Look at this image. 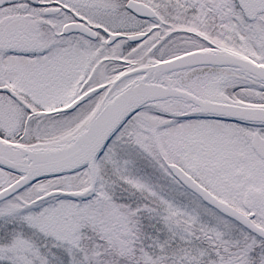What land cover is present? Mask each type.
<instances>
[{
    "label": "snow or ice",
    "instance_id": "obj_1",
    "mask_svg": "<svg viewBox=\"0 0 264 264\" xmlns=\"http://www.w3.org/2000/svg\"><path fill=\"white\" fill-rule=\"evenodd\" d=\"M0 264H264V0H0Z\"/></svg>",
    "mask_w": 264,
    "mask_h": 264
}]
</instances>
